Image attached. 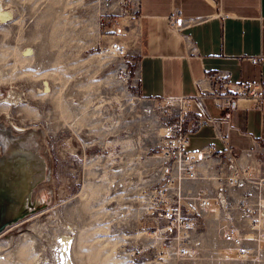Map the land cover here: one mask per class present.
<instances>
[{
  "label": "rangeland",
  "instance_id": "obj_1",
  "mask_svg": "<svg viewBox=\"0 0 264 264\" xmlns=\"http://www.w3.org/2000/svg\"><path fill=\"white\" fill-rule=\"evenodd\" d=\"M103 2L0 0L10 12L0 20V134L37 137L49 192L40 211L0 234V264H62L61 236L72 238L75 264H264V253L244 259L225 244L211 215L188 260L168 255L157 218L131 216L140 175L127 160L154 154L157 128L135 88L113 75L108 44L123 25ZM96 154L108 159L93 164Z\"/></svg>",
  "mask_w": 264,
  "mask_h": 264
},
{
  "label": "built area",
  "instance_id": "obj_2",
  "mask_svg": "<svg viewBox=\"0 0 264 264\" xmlns=\"http://www.w3.org/2000/svg\"><path fill=\"white\" fill-rule=\"evenodd\" d=\"M103 3L104 10L114 12L123 25L119 40L108 44L116 62L113 75L118 82L135 88L143 113L157 128L154 154L147 157L144 152L143 160L132 154L127 160L129 172L140 175L135 185L139 193L127 207L131 216L157 218L161 229L154 236L167 244L168 255L175 260L192 256L193 234L201 227V219L210 215L217 220L223 242L240 257L260 256L264 253V161L257 163L251 151L236 155L220 127L242 104L262 110L264 85L232 84L227 77L211 74L209 88L199 89L193 97L167 96L157 102L142 97L137 90L136 60L128 42L122 40L139 24L142 0ZM189 24L190 20L177 13L168 19L169 27L176 31ZM209 101L220 117L211 115ZM203 127L213 129L221 150L211 145L189 150V134ZM101 158L108 159L96 154L93 164Z\"/></svg>",
  "mask_w": 264,
  "mask_h": 264
},
{
  "label": "crops",
  "instance_id": "obj_3",
  "mask_svg": "<svg viewBox=\"0 0 264 264\" xmlns=\"http://www.w3.org/2000/svg\"><path fill=\"white\" fill-rule=\"evenodd\" d=\"M140 13L139 24L122 40L136 60L142 97L156 102L167 96L193 97L209 88L211 74L232 84L264 85V0H142ZM174 13L190 24L170 28ZM207 105L212 116L222 115L210 101ZM220 129L236 155L251 151L257 163L264 161V108L242 104ZM189 138L190 151L210 145L222 149L210 127Z\"/></svg>",
  "mask_w": 264,
  "mask_h": 264
},
{
  "label": "water",
  "instance_id": "obj_4",
  "mask_svg": "<svg viewBox=\"0 0 264 264\" xmlns=\"http://www.w3.org/2000/svg\"><path fill=\"white\" fill-rule=\"evenodd\" d=\"M31 135L0 134V234L45 206L44 201L37 204L34 194L49 193L42 187L46 162L41 144L37 137L33 143Z\"/></svg>",
  "mask_w": 264,
  "mask_h": 264
},
{
  "label": "bare ground",
  "instance_id": "obj_5",
  "mask_svg": "<svg viewBox=\"0 0 264 264\" xmlns=\"http://www.w3.org/2000/svg\"><path fill=\"white\" fill-rule=\"evenodd\" d=\"M10 15V12L3 9L0 5V20ZM4 20V19H3ZM19 93L16 90H13L8 96V100L12 103L18 101ZM61 254H62V264H75L72 254L73 242L70 236H61Z\"/></svg>",
  "mask_w": 264,
  "mask_h": 264
},
{
  "label": "flooded vegetation",
  "instance_id": "obj_6",
  "mask_svg": "<svg viewBox=\"0 0 264 264\" xmlns=\"http://www.w3.org/2000/svg\"><path fill=\"white\" fill-rule=\"evenodd\" d=\"M1 148H0V156H1ZM40 197V193H36V194H34V198H35V200L37 201L38 200V198Z\"/></svg>",
  "mask_w": 264,
  "mask_h": 264
}]
</instances>
